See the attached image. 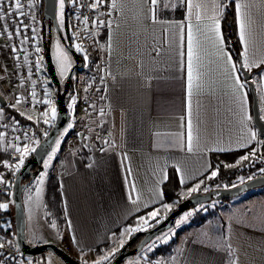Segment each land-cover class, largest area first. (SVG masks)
I'll return each mask as SVG.
<instances>
[{"label":"crops","instance_id":"crops-1","mask_svg":"<svg viewBox=\"0 0 264 264\" xmlns=\"http://www.w3.org/2000/svg\"><path fill=\"white\" fill-rule=\"evenodd\" d=\"M248 2L253 4L255 56L260 59L264 55V7H261V0ZM123 3V15L117 9L109 17L111 29L99 28L98 36L105 43L104 49L99 55L95 52L92 55L99 66L100 109L104 113L100 127L102 135L98 137L95 127L92 131L90 124H85L89 136L87 143H78L76 147L65 141L54 148L56 158L51 173L58 178L65 228L66 245L63 247L71 257L111 243L115 239L112 234L117 236L131 217L154 208L161 200L163 202V185L170 170L180 186L187 185L209 173L211 155L247 150H238L233 143L231 150L224 152L196 151L195 146L192 153L187 152V28L183 46L178 33L175 44H171L164 31L167 25H153L147 21L146 28L138 26L135 20L138 0H123ZM161 15L177 24L186 23L184 10H169ZM235 21L239 40L236 11ZM192 23L195 25L194 17ZM109 35L112 36L111 52L108 49ZM239 44L242 52L240 40ZM3 48L0 41L5 71V67H10ZM153 48H158L163 55L157 56ZM180 52H184L183 57ZM227 52L230 54L228 49ZM200 63L203 88L197 92L194 83L191 98L194 134L198 128L202 140L210 138V147L217 146V143L227 147L241 129L240 112L232 97L234 81L224 74L222 63L214 55L202 54ZM257 73L264 76V65L253 68L251 78L262 117L264 78L258 77ZM87 86L85 81L84 96ZM243 93L251 117L244 122L247 125L244 131L257 133L247 84ZM81 153L86 154V162ZM261 189L264 187L242 194L241 198L222 206L224 217L219 220L225 225L220 234L212 235L211 242L206 239L208 235L198 230L174 239L164 264H264V191ZM44 190L45 184L43 195ZM129 196L137 203L133 204ZM73 232L79 246L71 239Z\"/></svg>","mask_w":264,"mask_h":264},{"label":"snow or ice","instance_id":"snow-or-ice-1","mask_svg":"<svg viewBox=\"0 0 264 264\" xmlns=\"http://www.w3.org/2000/svg\"><path fill=\"white\" fill-rule=\"evenodd\" d=\"M71 3L72 5H77L81 8H87L90 10L96 19L92 21V27L94 28H108L111 29L112 23L107 16L112 15V11L119 9L121 14L123 15L124 11V3L123 0H90V2L85 3L84 0H58L59 6V14H58V27L63 31L65 27V8L66 4ZM37 0H0V35H6V39L8 41H12L15 38H19V45L28 44L29 41H35L34 51L37 54L34 65L29 61V56L24 55L23 62L24 65H29L26 78L31 82L32 88L29 93V98L24 96H15L14 104L12 107L15 108L21 105L22 102L26 103L29 108L34 109L37 104H43L47 106L46 110L41 113V116L44 118L43 122L45 124H49L51 121L57 120V108L55 104H53L50 96L49 86H45L43 90V98L37 99L36 86L37 81L33 79L34 73H39L41 71L42 66V57L39 53L42 52L41 47L39 46L40 37L37 35V29L35 26H30L26 20L31 19V21H36V15L34 9L36 8ZM235 11L237 24L239 28V40L243 46L242 52L240 53L241 60L233 61L231 54L227 52V41H225L223 37V33L221 30V17L224 15V10L229 7V4L225 2V0H176L175 3H172L171 0H138V12L135 17V20L140 28H146L147 21H150L151 24L155 25L157 23L162 25H167V28L164 29L167 38L171 44H175L177 33L179 34V42L180 45L183 46L185 40V27L187 28V44H186V67H187V97H188V121H187V142H186V150L188 153H192L194 151V146L196 151H215V152H224L227 150H231L232 144L234 143L236 149L243 150L247 149L244 155L237 158L235 163L228 164L225 163L224 167H235L237 165L243 164L245 161H253V158L257 156L256 149L254 147H250L251 142L257 139V133L255 131L246 132L244 129L247 128V125L244 123L247 120H250L251 117L248 115V110L245 107L246 104V96L243 93L246 84L248 83V79H250V74L253 68H258L261 65H264V55L261 56L260 59H257L255 56V41H256V21L252 14L253 4L248 2V0H235ZM261 7H264V0H261ZM111 9V11L109 10ZM101 10L103 13H106L103 19L100 18ZM169 10L175 12L177 10L185 11V22H180L177 24L175 21H171L167 19L165 16L161 15V13H167ZM82 23L87 25L89 17L83 16ZM193 17L195 19V25H193L192 20ZM81 17H77L79 21ZM175 29V31H169V29ZM195 29V30H194ZM31 33V35H29ZM86 34V35H85ZM92 33L88 30V28H84L82 32L76 33L75 36L72 37L73 40L88 38L91 37ZM67 37H64L66 39ZM95 42V41H94ZM250 48L253 50V54L250 55ZM108 49L109 52L112 50V36L108 37ZM76 52H82L84 49L82 48L80 43L75 44ZM26 49L22 47L18 49L17 46L13 45L11 47V52L15 55L16 65L18 67H23L20 64V52H26ZM153 51L157 56H162L163 53L158 48H153ZM202 54L204 55H214L216 59L222 63L224 74L231 80L234 81V86L232 89V97L233 103L238 107L240 112V124L241 129L238 133L237 138L233 141L230 140L227 147L221 146L217 143V146L210 147L209 139H203L200 135V131L197 128L194 134L193 124L191 120V98L193 96L194 83L197 92H200L203 88L201 83L202 73L200 71L201 68V58ZM55 66L59 71V76L61 80L69 79V71L72 67V57L69 56V53L66 48L61 47L60 41L58 40L55 46ZM180 56H184V52H180ZM85 61H87L88 57L85 55ZM239 65V67H237ZM182 66V62H181ZM5 71H8L7 67H5ZM257 76L260 78H264L260 73H257ZM25 80L22 78L20 81L21 88L24 87ZM70 95V103L69 108H72L75 103V94ZM264 112V109H261ZM49 113L50 119H49ZM4 114L3 108H0V115ZM23 115L24 113H20ZM101 115H103V110H101ZM29 120H32V116L29 115L27 117ZM11 124L13 125L12 130L14 132L20 131L19 121H16L15 118H10ZM264 119V116L261 117ZM39 123V120H37ZM4 127H9V124H5ZM68 128H72V125L69 124ZM23 139L25 141L24 146L21 147L17 143L21 140V136H16L13 141L10 143L15 144L14 152L19 153L18 163L11 164L8 161L3 162V166L8 168L10 171L18 172L25 164V159L29 153L37 152V149L41 147L40 141L38 139H34V134L30 135L28 130L22 132ZM44 136L47 137L48 133L44 132ZM5 140V134L0 132V142ZM57 145H59V140L55 141ZM107 143V142H105ZM258 143L264 144V141H259ZM33 144L35 146H33ZM183 148V143H182ZM55 152V150H53ZM52 156L48 157V160H51ZM209 167H211L209 165ZM44 168H48V161H44ZM220 168L219 166L215 167L208 176L205 178L211 180L216 177ZM177 171L180 172L181 169L177 167ZM261 174H264V168L260 170ZM181 183L183 184V176H181ZM44 183V174L42 173L38 184L43 185ZM241 183H243V177H241ZM203 184V180L198 181L192 187H190L185 195L191 197L193 193L201 190V185ZM0 185H6V187H10L3 175H0ZM235 187V185H233ZM134 188V185H133ZM207 191V188L203 189ZM37 196H39L40 188L36 189ZM162 196V193L160 194ZM29 201L32 200V197L29 196ZM129 199L133 204L137 203V200L129 196ZM173 203H164L162 200L160 201L159 207H154L150 212L145 213L143 216H138L136 218V224L133 226H128L123 229V231L116 236L113 233L114 246L105 251L102 255H99L98 258L92 261V264H111V259L115 257L116 253L119 252L125 246V235L129 239L133 233L140 232L142 230H146V228L142 227L141 224L145 226H151L150 221H156V223H160L158 219L161 208H163L166 212H170L173 208ZM9 207L8 203H0V209H7ZM192 213H188L187 215L182 216L177 221V227L181 223L190 217ZM167 218V217H165ZM69 228H72L71 221H67ZM53 227H55V223L53 222ZM6 228V226H5ZM5 228H0V230H5ZM167 237V234H165ZM73 243L79 246V241L77 240L74 232L71 236ZM161 242H167L166 238H160ZM29 244H32L33 247H38L41 243L37 240H29L27 241ZM8 248L9 251L5 252L4 249ZM155 247V242L148 246V250L152 251ZM13 245L12 242L9 241L6 245L4 242L0 241V264H40V261H36L34 259L22 260L23 253L20 252L19 244L15 245V250H12ZM83 252V249H81ZM20 253V256H17V253ZM229 255H231V245L228 246ZM148 264H151L149 257H143ZM46 264V262H45ZM82 264H88L86 260H82ZM158 264H162V262H158Z\"/></svg>","mask_w":264,"mask_h":264},{"label":"rangeland","instance_id":"rangeland-1","mask_svg":"<svg viewBox=\"0 0 264 264\" xmlns=\"http://www.w3.org/2000/svg\"><path fill=\"white\" fill-rule=\"evenodd\" d=\"M42 4H43V0H37V5H36V8L34 9V12L36 15V21L33 22V21H31V19L26 20V22L30 26L36 27L37 35L40 37L39 46L42 49V52L39 53V55L43 58L41 71L39 72V74L42 76L43 82L41 83L42 86L37 83V86H36L37 99L43 98V94L39 95L38 92L39 91L42 92L44 90L45 86H49L51 100H52V102L55 103L56 108H57V102H56V100H57V87L50 80L49 76L46 74V71H45V59H44L45 50H44V47L42 44V42H43L42 38L43 37H42V26H41ZM39 9L41 10V15L39 14ZM58 14H59V6H58V1H57V20H58ZM58 23H59V21H58ZM29 35H31V33H29ZM75 35L76 34L70 35V39H71L70 43L72 44V47L75 49V44L80 43L82 48L84 49V51H82V52H76L77 54L80 55L79 58H83V56L85 57V55H87L88 62H90L91 60L94 61V58L91 55V54H93L92 50L94 49L93 44H92L93 43L92 42L93 35L91 37L85 38L83 40L82 39L81 40L80 39L73 40L72 37ZM98 35H99V32L95 33L96 37ZM62 36H63V38L66 37L64 31H62ZM14 39H17V38L14 37ZM58 40L60 41L61 47L64 48L63 43L61 42V40L59 39L57 34L54 33L52 40H51V44H50V54L52 57L53 65H54L55 70H56V77L59 81L60 90L62 91L63 87H64L65 80L60 79L59 71L55 66V55H54L55 46H56V43ZM101 40H103V39H101ZM65 41H66V39H65ZM17 42H18V44H15V46H17L18 49L22 47L23 49L27 50L26 52H20V62H21L20 64L24 63L23 62L24 55H28L29 61L34 65V62H35V59L37 56V54L34 51V45L36 42L35 41H29L28 44H25L22 46L19 45V38L17 39ZM7 62L9 64L10 68L8 69V71L6 73L4 71V74H5L4 78L0 79V96L5 101V105L3 106L4 108L3 107L2 108H3V110L8 108V109L15 111L26 122H28V124L24 125L25 127H21L22 125L19 123L20 131L14 132L12 130L13 125L11 124V119H10L13 117L6 115L7 113L0 115V132H3L5 134V140L0 142V150H1V152H5V151L9 152L7 154H11L10 155V159H11L10 163L14 164V163H18L20 154L14 152V147L16 145L13 143H10V142L13 141L16 136H21V140L18 141L17 143L19 144V146L23 147L24 143H25L23 136H22L23 131L28 130L29 134L33 135V132H31V128H33V127L31 125H34V127L39 128L40 132H42V134H43L44 132L47 131V129L49 127L50 128L52 127L54 121L50 120L49 124H45L43 122L44 118L41 115H37V113L35 112V110L38 107H43V109L46 110L47 106H45L43 104H37L34 109L29 108V106L24 102H22L21 105L15 107V108L12 107V104H14V97L15 96H24L26 98H29V93L31 92L32 87L28 91H24V90H21L18 88L17 89L14 88L13 85L11 86L13 75L17 71L16 69H18V68H16L17 67L16 63L11 62V60L8 57H7ZM73 64H74V60L72 58V65ZM25 66L27 67V70H28L29 65H25ZM85 73H86V70H84L82 67L79 70H76L72 76L71 83H70L71 86L69 85L67 92H69V89H70V91L72 89L71 94H75L76 103L72 108H69V103H70V95L69 94H70V92L66 93V95H65L66 101H67L66 107H67V110L69 112V122L67 123L66 127L60 132V134L58 135V137L56 139V141L59 140L60 143H64L65 141H67L68 144H70V145L75 144L76 147H78V143H82V142L87 143V141H89L88 140L89 136L87 137V135H86L85 137H83V135H82L83 132L85 134L88 133V131L85 130L88 128V127H85V124L86 125L90 124V126H89L90 130L94 129L93 127H95L96 131L95 130H92V131H95L96 133H98V135H99L98 137H100L102 135L101 134L102 131H100V127H101L102 122L104 120V116L101 115V109H100V107H101V104H100L101 90H98L96 88H94V90H93V86H92V89H90V93H89V97H91V95L93 94L92 103L87 107L86 110L83 107V103H85V99L87 98V96H84V92H82V90H84V82L87 81ZM98 85L101 86L100 81H99ZM0 106H1V104H0ZM20 113H24V114L21 115ZM29 115L32 116V120H29L27 118ZM50 115L51 114L49 113V119H50ZM37 120H39L40 123H37ZM5 124H9V127H4ZM69 124L72 125V128H70V129L68 128ZM71 134H75L76 136L78 135L80 140H78V141L70 140L69 137ZM262 139L263 138L258 136L256 143L252 146L256 149V152H257V156L255 158H253V161H251V162L245 161L243 164L237 165L235 167H224L225 163H228V164L235 163V161L237 160L238 157L245 154V152H244L242 155H240L238 157L218 158L216 160V162L214 163L213 168L219 166L220 170H224L226 172L229 171L228 173H232L231 175L235 176V178L232 180L233 185L240 184L241 183V177H243V182H244L250 178L260 176V175H264V174H261L259 171L262 168V167L260 168V166L263 164V160H262L261 156L264 153V144L258 143V142L263 141ZM33 146H35V145L33 144ZM53 146H52L53 147L52 149L54 150V148L56 147V143H54ZM52 149H50V150H52ZM49 152L45 156V158L42 162L41 172L37 176L28 179V182H26L27 185L24 186L25 188H23V191H22V203H23V207H24L25 223H26V241L37 240V241L41 242L39 245L44 244V243H53V244L57 245L58 247L62 248L63 250H65L63 247L64 245H66L65 228H64L62 223H58L60 220V217L53 219L50 214H47L45 207L43 205V201H42L45 180H46L47 174L51 173L54 170L53 169L54 159L56 158V152H53V151H49ZM30 154L31 153H29L27 155V157L32 156ZM14 155H15V157H14ZM50 155L52 156V159L48 160V157ZM44 161H48V168L47 169L44 168ZM6 170H8V168H5L3 166V163H2L1 167H0V175H2ZM212 170L209 171L207 176L210 174V172ZM13 173H15V172H13ZM42 173L44 174V183H43V185H40V184H38V181H39ZM200 180H203V184L201 185V190L198 191L201 193L207 192L211 189L227 187L225 184L219 183L221 180H220L218 174L216 177L212 178L211 180H208L206 178H201ZM200 180H198V181H200ZM194 184H192L190 187H192ZM233 185H231L230 187H232ZM3 187L4 186L2 185V188ZM37 188H40L39 196H37V193H36ZM189 188L179 190L175 200H173L171 202H164V200H163V202L164 203H173L174 206H173L172 210L175 209L178 204H180L182 201H184L186 198H188V196L185 195V193L187 192V190ZM204 188H207L208 190L204 191L203 190ZM3 190L8 193V189H5V187L3 188ZM262 191H264V189ZM195 193H197V192H195ZM243 194H245V193H243ZM250 195H253V193ZM29 196L32 197L31 201H29V199H28ZM241 196H242V194L237 196V197H234L231 199H226L225 201H221V202H209L206 204H200V205H197L195 207H192V208L186 210L184 213H182L176 219L175 224L172 228H170L169 230L160 234L159 236L155 237L153 240H151L149 243H147L144 246V248L138 254H136L130 258H127L123 262V264H148V262L143 259V257H145V256L149 257L151 264H158V262H162V264H164L165 261H167L166 258L169 257L172 246L174 244V242H173L174 239L178 238L181 235L188 233L189 231H197L198 230L201 234L208 235V237L210 239L206 238V237L205 238L211 242L212 241V239H211L212 235L213 234L214 235L220 234L221 233V227L223 228V225H225V223L222 220H219L220 217L221 218L224 217V212L222 211V209H223L222 206L225 203H230L231 200H233L235 198H239V197L241 198ZM8 204H9L8 209L11 211L10 217L12 219L10 218V219L6 220L5 224H7L6 227L9 228V227L14 225V211H13L12 199ZM159 206H160V204L156 205L155 207H159ZM152 209L153 208H151L147 212H150ZM168 213L169 212H166L163 208H161L158 219L160 221L163 220L167 216ZM188 213H192V215L190 217H188V219L185 220L183 223H181L179 225V227H177L176 226L177 221L182 216L187 215ZM143 215H145V213ZM62 219H63V217H62ZM53 222L55 223V227L52 226ZM135 224H136V219H133L131 221V223L126 225L125 227L133 226ZM150 224H151V226H145L143 224H141V226L146 228V230H148L156 224V221H154V220L150 221ZM125 227H123V229ZM197 228H200V229H197ZM123 229L118 233L117 236H119V234L123 231ZM146 230H142V231H146ZM31 234H34L35 236L31 237ZM165 234H167V237H165ZM160 238H166L167 242H161ZM124 239H125L126 243L129 240L127 235H125ZM114 240L115 239H113V241L111 243H109L106 248L98 250L97 253L94 251H91L89 253H84L81 255L75 254L73 258L76 259L81 264H82V260H86L88 262V264H92V261L94 259L98 258L99 255H102L105 251L111 249L114 246ZM153 242H155V247L152 251H149L148 246L153 244ZM30 245H32V244H30ZM12 250L14 251L15 249H12ZM160 253H161V255H158ZM31 259H34L36 261H40V264H45V262H46V264H65L58 257L54 256L49 251H45L44 253H42L38 256L32 257Z\"/></svg>","mask_w":264,"mask_h":264},{"label":"water","instance_id":"water-1","mask_svg":"<svg viewBox=\"0 0 264 264\" xmlns=\"http://www.w3.org/2000/svg\"><path fill=\"white\" fill-rule=\"evenodd\" d=\"M57 1L58 0H43L42 4V17H41V26H42V39L43 43L46 42L45 47V71L49 76L50 80L57 87V120L54 121L52 127L48 131V136L40 141L41 147L37 149V152L32 153V156L25 159L24 166L18 171L15 175L13 185H12V195L11 199L13 202V211H14V232H15V242L19 244L20 252L24 256L32 258L38 256L45 251H49L54 256L58 257L65 264H81L73 257H71L67 252L62 248L58 247L53 243H44L38 247H33L28 244L26 241V223H25V214L24 207L22 203V191L24 184L22 180L25 176H30L31 178L35 177L36 174L42 169V162L45 156L48 154L52 146L54 145L60 132L66 127L69 121V112L64 103L65 95L68 91L69 85L71 83L72 76L76 70H79L83 67V60L78 57V54L75 52L72 44L69 39L63 38L62 31L58 27L57 20ZM67 11L68 4L65 8V27L64 32L65 36L68 33L67 25ZM56 33L61 42L64 45V48L67 49L69 55L73 58L74 64L72 65L67 79L64 83L63 90H60L59 81L56 77V70L52 62V57L50 54V44L53 37V34ZM251 77V74H250ZM248 90L251 97V114L253 125L257 130L259 137L264 138V121L260 117L258 99L255 91V86L253 81L248 79ZM0 103L2 106L5 105L4 99L0 96ZM36 166V170L33 168ZM264 187V175L256 176L250 178L243 183L235 185V187H224L211 189L207 192L193 193L191 197L186 198L180 204L176 206L175 209L170 211L167 214V218H164L160 223H156L150 229L146 231H140L133 233L131 239L125 244L124 248L116 253L115 257L112 258L111 264H122L127 258L138 254L144 246L153 240L155 237L164 233L165 231L172 228L175 224L176 219L184 213L189 207H195L200 204H206L212 201H222L225 199H231L237 197L243 193L263 188ZM137 239H139L137 241ZM137 241V242H136ZM136 242V243H135ZM134 245L130 248L131 245Z\"/></svg>","mask_w":264,"mask_h":264},{"label":"trees","instance_id":"trees-1","mask_svg":"<svg viewBox=\"0 0 264 264\" xmlns=\"http://www.w3.org/2000/svg\"><path fill=\"white\" fill-rule=\"evenodd\" d=\"M225 2L229 4V7L224 10V15L221 17V30H222L223 37H224L225 41H227V49L229 50V52L232 55L233 59L235 61H237V60H241L242 58L240 56L241 47H240V44H239L238 35H237V31H236L234 0H225ZM39 14L41 15V10L40 9H39ZM69 14H70V11L68 10L67 11V25H69ZM70 35H71V33H70L69 29H68V33H67L66 37L69 39V41L71 40L70 39ZM43 47H44V50H45V47H46V42L45 41L43 43ZM238 67H239V65H238ZM251 78H252V72H251ZM71 91H72V89H71ZM71 91L69 89L70 94L72 93ZM69 92H67V93H69ZM64 103L67 106L66 97L64 99ZM4 113L5 114L7 113L6 115H9L10 117H14L15 120L19 121V123L22 125L21 127H25L24 125L28 124V122H26L21 116H19L15 111H13L11 109H8V108L5 109ZM31 126L33 127V128H31V132H33L34 138L38 139L39 141L43 140L45 138L44 133L42 134V132H40L39 128L34 127V125H31ZM49 130H50V127L47 129L46 132L48 133ZM262 140L264 141V138ZM246 151L247 150L233 152V153H225V154H218V155H214L213 154V155H211V169L210 170L214 169L213 165H214V163L216 162V160L218 158L238 157V156L242 155ZM7 153H9V152L5 151V152H1L0 153V164H2L4 161H8L9 163L11 162V159H10V155L11 154H7ZM30 155H32V153ZM80 156L83 158L84 162H86L88 160L85 153H81ZM261 157H262L263 164H264V153L262 154ZM263 164L260 166V168L261 167L264 168ZM35 169H36V167H34L33 170H35ZM40 172L41 171H39L36 174V176ZM228 172L229 171L226 172L224 170H219L218 175H219V178L221 180L219 183L220 184H225L227 187H230L231 185H233L232 184V180L235 178V176L231 175L232 173H228ZM16 173L17 172L13 173V171H10L8 169L2 174L4 179H5V181L8 184H10L11 186L10 187H6V185H3L5 187V189H8V193H7L6 191L3 190L4 187L2 188V185H0V203H9L11 201L12 184H13V181H14ZM205 177H203V178H205ZM30 178H31L30 176H25L23 178V180H22V184H24V186H26L27 185L26 182H28V179H30ZM198 180H200V179H198ZM198 180H196V181H194L192 183H189L187 185L180 186L178 184V182H177V179H176L173 171L170 170L167 182L163 185V200H164V202H171V201L175 200L179 190L189 188L192 184L198 182ZM225 200H222V201H225ZM212 202H221V201H212ZM43 205L45 207V210H46L47 214H50L53 219H56L57 217H60V220H59L58 223H62L63 224L62 205H61V199H60V194H59L58 178L53 173H48L47 177H46V180H45V190H44V195H43ZM190 208H192V206L189 207L188 209H190ZM149 210L150 209H146V210L134 215L133 217H131V219H129L127 221L126 225L130 224L133 219H136L138 216H142L144 213H146ZM10 213H11V211L8 208L6 210L3 209L1 211V213H0V228H5V226L7 225V224H5L6 220L11 218L10 217ZM0 233L4 236V238L7 241V243L9 241L12 242V245H13L12 249H15L16 242H15L14 225L9 227V228L6 227L5 230H0ZM107 245H104L102 247L96 248L94 250V252L97 253L98 250L106 248Z\"/></svg>","mask_w":264,"mask_h":264},{"label":"built area","instance_id":"built-area-1","mask_svg":"<svg viewBox=\"0 0 264 264\" xmlns=\"http://www.w3.org/2000/svg\"><path fill=\"white\" fill-rule=\"evenodd\" d=\"M85 3L90 2V0H84ZM68 10L70 11L69 14V30L70 33L72 35L78 33V32H82V30L84 28H88V30L92 33L93 35V40H92V44H93V50L92 52H95L97 55L100 54V52H102V49H104V45L105 43L103 42V40H101L98 36H95V33L99 32V28H94L92 27V21L94 19H96V16L93 15V13L88 10L87 8H81L79 6V4L77 5H72L71 3L68 4ZM111 11V9H109ZM81 13H83V16H88L89 20H88V24L85 25L82 23V19L83 17L81 16ZM101 13H103V10H101ZM106 15V13H103L102 15H100V18L103 19L104 16ZM77 17H81V19L78 21ZM110 16H107V19H109ZM86 35V34H85ZM18 39V38H17ZM17 39H13L12 41H8L6 39V35H0V41L3 44V51L4 54L11 60V62L16 63L15 61V55L11 52V47L15 44H18ZM82 40L85 38H81ZM80 39V40H81ZM95 41V42H94ZM88 46V45H87ZM79 55V54H78ZM92 55V54H91ZM80 57V55H79ZM83 60V69L86 70L85 76L87 78V89H86V94L85 96H87V98L85 99V103H83V107L86 110L87 107L92 103V99H93V94L91 95V97H89V93H90V89H92L93 86V90L94 88L100 90V87L98 85L99 83V66H98V61H93V60H89L90 62L85 61L84 56L83 58H81ZM21 63V62H20ZM3 64H4V58H3V54L0 52V79L4 78V71H3ZM21 65H23V67H16L18 69H16L17 71L14 73L13 78H12V83L11 86L13 85L14 88H18L24 91H28L32 85L31 82L27 80L26 78V73H27V67L24 65V63H22ZM25 80V84L24 87L21 88L20 86V81L21 79ZM33 79H35L37 81V83L39 85L42 86V76L39 73H34L33 75ZM39 95L43 94V91H39L38 92ZM39 106V105H38ZM45 111V109H43V107H38L35 112L37 113V115H41L40 113ZM69 122V121H68ZM40 123V122H39ZM83 137H85L87 134L83 133L82 134ZM88 137V135H87ZM70 140H75L78 141L80 140L79 136L75 135V134H71L69 137ZM1 153V150H0ZM15 157V155H14ZM1 167V164H0ZM3 209H0V213ZM0 241L4 242L6 245L8 244L7 241L5 240L4 236L0 233ZM5 252L9 251V249L6 247L4 249ZM17 256L19 257L20 254L17 253ZM22 260H27V259H31L29 257H26L23 255V257L21 258Z\"/></svg>","mask_w":264,"mask_h":264},{"label":"flooded vegetation","instance_id":"flooded-vegetation-1","mask_svg":"<svg viewBox=\"0 0 264 264\" xmlns=\"http://www.w3.org/2000/svg\"><path fill=\"white\" fill-rule=\"evenodd\" d=\"M68 29H69V25H68ZM70 31V30H69ZM134 245L132 244L131 246H130V248H132Z\"/></svg>","mask_w":264,"mask_h":264},{"label":"bare ground","instance_id":"bare-ground-1","mask_svg":"<svg viewBox=\"0 0 264 264\" xmlns=\"http://www.w3.org/2000/svg\"><path fill=\"white\" fill-rule=\"evenodd\" d=\"M42 44H43V42H42ZM75 50V49H74ZM76 52V51H75ZM78 57H79V55H78ZM81 59V58H80ZM123 264V263H122Z\"/></svg>","mask_w":264,"mask_h":264}]
</instances>
